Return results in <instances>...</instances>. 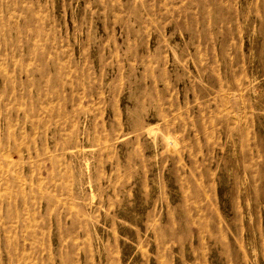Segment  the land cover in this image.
I'll list each match as a JSON object with an SVG mask.
<instances>
[{"label":"rangeland","instance_id":"rangeland-1","mask_svg":"<svg viewBox=\"0 0 264 264\" xmlns=\"http://www.w3.org/2000/svg\"><path fill=\"white\" fill-rule=\"evenodd\" d=\"M0 264H264V0H0Z\"/></svg>","mask_w":264,"mask_h":264},{"label":"bare ground","instance_id":"bare-ground-1","mask_svg":"<svg viewBox=\"0 0 264 264\" xmlns=\"http://www.w3.org/2000/svg\"><path fill=\"white\" fill-rule=\"evenodd\" d=\"M150 130V129H149ZM152 132V130H150L148 133H151ZM169 140H171V139H169ZM171 143V142H170Z\"/></svg>","mask_w":264,"mask_h":264}]
</instances>
